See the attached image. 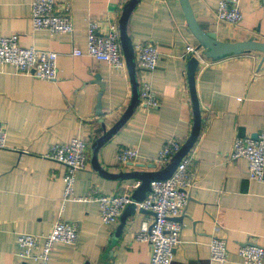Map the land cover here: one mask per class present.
<instances>
[{"label":"crops","instance_id":"0c3cea01","mask_svg":"<svg viewBox=\"0 0 264 264\" xmlns=\"http://www.w3.org/2000/svg\"><path fill=\"white\" fill-rule=\"evenodd\" d=\"M190 1L201 27L214 32L219 40L264 42V6L258 0H240L243 20L238 25L217 20L219 0ZM56 2L58 9L66 2L71 4L73 33L36 29L31 0H0V36L17 33L24 46L58 53V75L51 81L0 65V125L7 128L6 148H0V264H19V233L46 234L58 220L79 224V237L75 245L56 243L50 264H149L151 246L136 235L142 223L154 215L137 209L119 230L121 218L104 223L97 200L71 199L62 207L66 168L46 156L54 143L81 137L89 143L91 158L98 130L104 125L110 129L128 108L132 99L128 68L117 69L87 54H72L76 47L87 49L90 19L119 23L128 0ZM106 25L102 23L101 32ZM128 25L133 45L145 41L159 46L156 69L139 68L137 73L139 91L143 82L149 83L160 106L146 108L139 100L126 124L100 148L101 167L115 174L165 168L156 162L163 144L170 138L184 144L194 124L186 49L199 42L179 0H140ZM262 56L247 51L213 59L203 53L199 62L196 90L202 127L189 155L195 185L178 220L183 224L182 244L176 248L172 264H219L210 256L214 236L227 242L229 261L225 264H244L238 255L243 244L264 246V181L249 177L247 159L229 158L236 137L264 133ZM98 74L105 81L101 114ZM123 147L138 150L135 162L119 163L117 154ZM138 181L101 175L89 160L76 173L75 194L85 197L93 189L108 195L124 193Z\"/></svg>","mask_w":264,"mask_h":264},{"label":"built area","instance_id":"2783aa9c","mask_svg":"<svg viewBox=\"0 0 264 264\" xmlns=\"http://www.w3.org/2000/svg\"><path fill=\"white\" fill-rule=\"evenodd\" d=\"M258 1L264 6V0ZM216 17L219 22L231 25L241 23L243 13L240 0H219ZM31 19L36 29H46L51 33H73L75 29L69 2L58 9L56 0H31ZM102 23H107L104 32L100 31ZM134 50L139 68L156 69L161 54L156 43L139 41L134 43ZM72 54L76 56L87 54L114 68L127 70L119 23L108 18L90 19L87 29V49L83 51L76 47ZM186 56H194L199 62L203 60L201 49L194 45L187 46ZM57 61L56 51L24 46L20 43V35L17 33L0 36V65H11L18 74L32 75L42 80H54L58 75ZM140 104L146 108L160 106L159 96L147 82H143L140 89ZM6 139L7 128L0 125V148H6ZM182 146L183 143L176 138L165 141L156 160L159 168L167 166ZM46 156L66 168L62 177L64 181L62 207L71 199L97 200L104 223L118 222L131 203H134L137 209L154 211L156 216L151 221L142 223L136 238L150 244L149 264H172L175 250L182 244L183 224L176 218L185 212L190 192L195 185L190 170L193 163L191 156L186 155L169 178L152 180L150 190L143 201H135L132 198V190L139 187L141 181L133 186L134 189L124 193L108 195L93 189L85 197L75 194L76 173L85 169L90 160L89 143L81 137H74L66 143H54ZM137 158L138 150L131 147H123L117 154L119 163L123 165L133 163ZM229 158L247 159L249 177L264 181V133L258 134L256 138L236 137ZM78 237L79 224L64 220H58L52 230L46 234L19 233L16 253L19 264H27L30 261H35L36 264H50L51 253L56 243L75 245ZM209 247L213 262L225 264L229 261V250L224 238L212 237ZM238 255L244 264H264V246L259 244L241 245Z\"/></svg>","mask_w":264,"mask_h":264},{"label":"water","instance_id":"95a60500","mask_svg":"<svg viewBox=\"0 0 264 264\" xmlns=\"http://www.w3.org/2000/svg\"><path fill=\"white\" fill-rule=\"evenodd\" d=\"M140 0H128L125 4L122 14L119 18V27H120V38L122 44V50L126 59L127 68L130 75V80L132 83V99L131 102L123 113L121 118L110 128L106 129L105 125L103 126L104 133L97 138L91 145V163L96 171H98L101 175H104L109 178H117V179H139L141 180V184L139 187L134 189L132 193V198L135 201H143L147 195V192L150 190V183L155 179H166L169 178L180 161L190 153L195 144L198 141L199 135L201 133L202 127V112L200 108V103L196 90V72L199 66V60L194 56L188 57V67H187V76L188 82L190 86L192 105H193V113H194V124L191 131L190 136L187 141L183 144L180 151H178L172 158L171 162L163 169L159 171H132V172H120V173H109L105 169L101 167V164L98 159L99 150L113 135H115L119 129L126 124L129 118L134 113L137 108L140 100V91H139V80L137 73V62L135 56V50L133 45V39L128 33V24L132 12L136 8L137 4ZM180 5L183 9L188 27L195 38L198 40V49H203V53L208 58L219 59L221 57L231 55V54H242L247 51H258L262 53V63L264 62V42L249 39L238 42H228L222 41L217 38V35L214 32L205 31L201 25L199 24L193 7L191 5L190 0H179ZM97 82L101 86V92L99 93V105L98 112L102 113L101 109V96L105 90V81L102 80L101 75L96 76ZM257 136V135H256ZM254 138H256L254 136ZM152 167L155 168L154 165ZM139 212L150 213L156 216V213L152 210H147L144 208L138 209ZM137 211V208L134 203L129 204L123 214L121 215V224L119 226V230L124 226L127 218L133 215ZM182 216L176 218V220H181Z\"/></svg>","mask_w":264,"mask_h":264},{"label":"trees","instance_id":"16d2710c","mask_svg":"<svg viewBox=\"0 0 264 264\" xmlns=\"http://www.w3.org/2000/svg\"><path fill=\"white\" fill-rule=\"evenodd\" d=\"M128 33H129V35L131 36V34H130V30H129V25H128ZM132 38V37H131ZM139 67L137 66V72L139 73ZM98 134L96 135V138H95V140L97 139V138H99L100 136H101V133L103 134V129H100V131L98 130ZM101 132V133H100ZM190 155V153L188 154V156Z\"/></svg>","mask_w":264,"mask_h":264}]
</instances>
